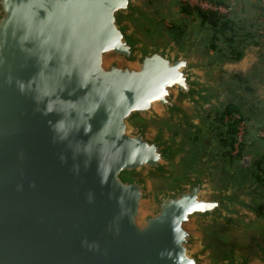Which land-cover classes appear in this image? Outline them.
<instances>
[{"label": "water", "instance_id": "95a60500", "mask_svg": "<svg viewBox=\"0 0 264 264\" xmlns=\"http://www.w3.org/2000/svg\"><path fill=\"white\" fill-rule=\"evenodd\" d=\"M149 1L0 0V264H264L208 234L261 195L248 159L181 132L243 86Z\"/></svg>", "mask_w": 264, "mask_h": 264}, {"label": "rangeland", "instance_id": "374dc122", "mask_svg": "<svg viewBox=\"0 0 264 264\" xmlns=\"http://www.w3.org/2000/svg\"><path fill=\"white\" fill-rule=\"evenodd\" d=\"M217 1L224 5L232 3V9L226 15L213 12L227 20L228 26L223 30L203 22L199 11H207L192 0H150L154 24L148 31L161 27L172 41L178 43L184 31L193 27L197 34L208 39L202 47L203 55L210 57L221 52L228 57L206 75L208 79L214 82L236 80L243 86L238 102L228 103L217 111L209 110L205 117L195 119L193 130L182 129L181 132L192 148L199 145L198 138L213 137L221 150L218 173L222 178H230L242 166L243 159H248L252 178L261 187V195L250 200L252 210H241L234 226L212 230L208 234L219 248L234 246L240 250H253L258 243H264V139L257 134L259 128L264 127V0H246L249 5L245 9L239 7L242 0ZM231 51L235 53L231 54ZM245 51L248 57L241 62L244 71L230 68L229 62L235 61L230 58L238 52L243 55ZM257 53V59H253ZM231 114L239 115L244 121L240 142H237L239 125Z\"/></svg>", "mask_w": 264, "mask_h": 264}, {"label": "built area", "instance_id": "2783aa9c", "mask_svg": "<svg viewBox=\"0 0 264 264\" xmlns=\"http://www.w3.org/2000/svg\"><path fill=\"white\" fill-rule=\"evenodd\" d=\"M191 1V0H189ZM197 6H199L200 9L207 12H218L221 14L226 15L232 8V3H229L228 5H224L223 3L215 0H192ZM232 118H234L239 125V130L237 132V142L241 141V136L244 133V121L241 120L240 116L237 114H231ZM258 137L264 139V127L259 128Z\"/></svg>", "mask_w": 264, "mask_h": 264}, {"label": "trees", "instance_id": "16d2710c", "mask_svg": "<svg viewBox=\"0 0 264 264\" xmlns=\"http://www.w3.org/2000/svg\"><path fill=\"white\" fill-rule=\"evenodd\" d=\"M185 11V10H183ZM199 16L201 18V20L203 22L208 23V25H210V27L214 28V29H218V30H223L225 29L228 25H227V20L224 17L218 16L213 12H201L199 11ZM235 50V48H234ZM234 54L235 51H231V54ZM226 56V55H225ZM242 54L240 52L236 53L235 55H233V57L230 58V60H239L241 59ZM226 58H228L226 56Z\"/></svg>", "mask_w": 264, "mask_h": 264}, {"label": "crops", "instance_id": "0c3cea01", "mask_svg": "<svg viewBox=\"0 0 264 264\" xmlns=\"http://www.w3.org/2000/svg\"><path fill=\"white\" fill-rule=\"evenodd\" d=\"M243 2H241V3H239L238 5H239V7H241V9H245V8H247L248 7V2L246 1V0H242ZM250 1V0H249ZM243 7V8H242ZM247 51H245V53H246ZM245 53H243V55H242V57H241V59H239V60H235V61H232V62H229V64L231 65L230 66V68H232V69H235V70H237V71H244L243 70V64L241 63L242 61H244L248 56H247V53L245 54ZM252 57V56H251ZM257 57H258V53L257 54H255L254 55V57H253V59H257ZM236 67V68H235Z\"/></svg>", "mask_w": 264, "mask_h": 264}]
</instances>
